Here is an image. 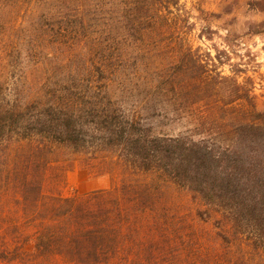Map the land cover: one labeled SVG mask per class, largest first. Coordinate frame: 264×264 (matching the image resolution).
<instances>
[{
  "label": "trees",
  "instance_id": "1",
  "mask_svg": "<svg viewBox=\"0 0 264 264\" xmlns=\"http://www.w3.org/2000/svg\"><path fill=\"white\" fill-rule=\"evenodd\" d=\"M96 1L0 0V70L19 53L20 34L47 37L53 22L70 25L76 38L90 19L112 32L115 8ZM179 2L133 0L140 36L153 41L169 32L162 21L171 8L183 16ZM247 8L264 13V0ZM185 24L165 48L183 67L180 99L201 105L192 129L174 137L154 133L121 101L142 79L111 72L107 55L88 67L81 45L71 53L85 66L81 73L46 84L26 76L1 82L0 264H264V111L256 110L248 79L222 75L192 47L184 35L192 23ZM249 31L264 33V21ZM44 58L43 78L63 64ZM147 76L161 83L158 73ZM119 80L128 89L116 99L110 82ZM66 149L118 171L119 183L60 195L69 161L55 153Z\"/></svg>",
  "mask_w": 264,
  "mask_h": 264
},
{
  "label": "rangeland",
  "instance_id": "2",
  "mask_svg": "<svg viewBox=\"0 0 264 264\" xmlns=\"http://www.w3.org/2000/svg\"><path fill=\"white\" fill-rule=\"evenodd\" d=\"M248 1L250 0H180L179 5L185 11L180 10L183 16H177L173 8L170 12H165L161 30L170 31L163 35L161 32L158 39L150 41L140 36L143 25L132 21L138 16L133 0H106L105 4L115 8L111 17L112 32L101 21L90 19L77 38L72 32L69 34L70 25L55 22L47 37H27L20 34V40L17 39L21 44L19 53L8 60V66L4 70H0V84L3 81L10 86L21 76H26L27 81L46 84L57 76L67 78L76 70L81 73L85 66L81 61L74 60L71 54L77 45H81L87 53L86 57L90 55L92 59L87 60L88 67L100 61L101 56L107 55L114 58L112 65L108 66L111 72L113 69L119 70L120 74H126L125 79H142L137 88L126 92L124 88L128 87H124L121 80L117 83L110 82L114 87V96L120 99L121 92H125L121 101L124 100V104L128 106L134 105L143 122L151 125L154 133L174 137L192 129L193 115L197 114L201 105L190 106L191 96L180 99L182 96L176 83L183 67L174 64L169 50L165 48L178 37L180 31H185V23L188 22L192 26L184 35L192 47H199L200 53H208L211 58L209 63H215L222 75L233 76L235 72L240 83L248 79L247 89L253 97L255 108L257 111H264V33L252 34L249 31L264 21V13L248 10ZM88 4L94 6L98 1L89 0ZM66 50L69 52L66 53ZM46 55L52 61H63V64L51 66V75L43 78L40 71L48 67L43 62ZM120 57L124 60L120 61ZM149 73H158L160 79L162 77L161 83L149 80ZM206 94L211 96L213 93ZM70 152L66 149L55 153L60 160L69 161L60 184V195L75 197L94 190L109 189L119 183L118 171L111 168L101 171L81 155ZM49 174L50 170L47 169L46 184L51 183ZM176 193L186 202L184 191L178 190Z\"/></svg>",
  "mask_w": 264,
  "mask_h": 264
}]
</instances>
